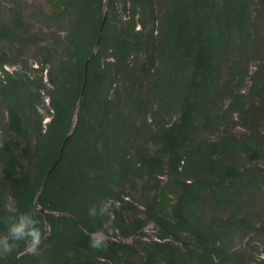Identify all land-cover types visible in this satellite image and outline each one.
<instances>
[{"label": "trees", "instance_id": "trees-1", "mask_svg": "<svg viewBox=\"0 0 264 264\" xmlns=\"http://www.w3.org/2000/svg\"><path fill=\"white\" fill-rule=\"evenodd\" d=\"M46 3L0 0V264H264V0Z\"/></svg>", "mask_w": 264, "mask_h": 264}, {"label": "clouds", "instance_id": "clouds-1", "mask_svg": "<svg viewBox=\"0 0 264 264\" xmlns=\"http://www.w3.org/2000/svg\"><path fill=\"white\" fill-rule=\"evenodd\" d=\"M7 213L11 216V222L7 225L6 232L0 235V256L10 254L20 242L27 245V251L35 255L39 251L42 240V232L39 221L33 211L21 212L12 204L5 206ZM90 216H111V208L108 204H101L99 207L89 209ZM90 247L102 250L106 247L107 241L102 232H95L89 237Z\"/></svg>", "mask_w": 264, "mask_h": 264}, {"label": "rangeland", "instance_id": "rangeland-1", "mask_svg": "<svg viewBox=\"0 0 264 264\" xmlns=\"http://www.w3.org/2000/svg\"><path fill=\"white\" fill-rule=\"evenodd\" d=\"M28 3H29V11H31V9H33V7L36 5V6H41V7H43V9L45 10V9H47L48 8V6H47V3H46V0H26ZM34 30H36V31H40V27L39 26H34ZM30 57H32V54H30ZM30 61L32 62V64H34V66H33V68H37L38 67V65H35V62H33V59L31 58L30 59ZM253 69H254V67H252ZM9 69L10 70H13L12 68H10L9 67ZM46 71H45V73H44V75H46ZM230 77V73L228 74V68L226 69H224L223 70V78L225 79H228ZM247 82H248V80H246ZM2 116V120H3V122L6 120V115H1ZM47 120H48V118H47ZM231 133H233V134H236V135H241V134H243V133H245V130H243L242 128H238V127H236V128H229L228 129ZM205 139H210V138H214V135H212V134H208V135H205V137H204ZM260 164H263V163H260ZM264 165V164H263ZM153 231H154V226H153V224L151 223V224H149V226H148V228L146 229V232L147 233H149V234H151V233H153ZM135 237H131V238H129V239H126L127 241H129V242H131L133 239H134ZM244 244H245V242H244ZM237 245H240V243L238 242L237 243ZM262 245H264V243H261V242H259V243H257V246H260V247H262ZM260 256H263L264 257V251H262V253L261 254H259Z\"/></svg>", "mask_w": 264, "mask_h": 264}, {"label": "water", "instance_id": "water-1", "mask_svg": "<svg viewBox=\"0 0 264 264\" xmlns=\"http://www.w3.org/2000/svg\"><path fill=\"white\" fill-rule=\"evenodd\" d=\"M105 19H106V14H105V16H104V22H105ZM100 39H101V36H100V38H99L98 44H99V42H100Z\"/></svg>", "mask_w": 264, "mask_h": 264}]
</instances>
